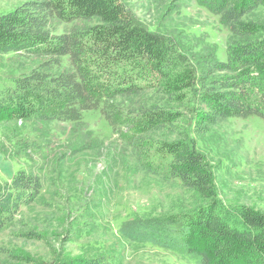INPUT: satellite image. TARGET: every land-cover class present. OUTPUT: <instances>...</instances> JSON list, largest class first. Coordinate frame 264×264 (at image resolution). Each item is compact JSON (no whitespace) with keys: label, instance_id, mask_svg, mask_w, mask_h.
Listing matches in <instances>:
<instances>
[{"label":"trees","instance_id":"trees-1","mask_svg":"<svg viewBox=\"0 0 264 264\" xmlns=\"http://www.w3.org/2000/svg\"><path fill=\"white\" fill-rule=\"evenodd\" d=\"M196 1L231 34L226 61L209 54L198 67L175 39L149 31L125 0H30L0 15V54L36 64L0 92V120L78 123L100 110L114 129L130 122L120 136L131 135L144 149V134L176 128L182 107L193 120L204 116L200 128L232 118L264 121V36L248 18L264 0ZM156 86L165 88L168 105L129 118L115 105ZM34 145L21 141L16 150ZM159 148L174 156L170 175L203 203L183 215L125 222L123 238L176 251L195 264H264V214L221 201L191 133ZM41 191V178L24 172L0 184V229Z\"/></svg>","mask_w":264,"mask_h":264},{"label":"rangeland","instance_id":"rangeland-1","mask_svg":"<svg viewBox=\"0 0 264 264\" xmlns=\"http://www.w3.org/2000/svg\"><path fill=\"white\" fill-rule=\"evenodd\" d=\"M27 1L0 0V15ZM125 1L149 31L175 39L196 65L209 54L227 60L231 34L196 0ZM248 18L264 36V8ZM34 66V60L0 54V92L13 88V79ZM161 87L117 98L115 105L127 118L166 106L168 95ZM180 111L184 119L176 128L144 134L151 147L145 149L131 135L120 136L130 122L114 129L100 110L86 112L78 123L0 120V184L19 172L39 176L42 184L36 200L0 229V264H195L176 251L135 243L120 233L125 222L183 215L203 203L170 175L174 156L159 148L186 130L212 168L221 201L264 214V121L232 118L200 128L204 116L193 120L185 107ZM21 141L35 145L20 153Z\"/></svg>","mask_w":264,"mask_h":264}]
</instances>
